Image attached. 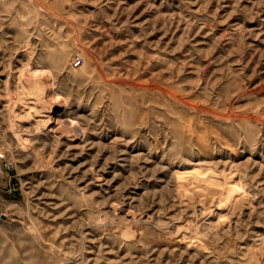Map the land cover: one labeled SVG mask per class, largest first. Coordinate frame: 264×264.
I'll use <instances>...</instances> for the list:
<instances>
[{
  "label": "rangeland",
  "instance_id": "obj_1",
  "mask_svg": "<svg viewBox=\"0 0 264 264\" xmlns=\"http://www.w3.org/2000/svg\"><path fill=\"white\" fill-rule=\"evenodd\" d=\"M0 213V264H264V0H0Z\"/></svg>",
  "mask_w": 264,
  "mask_h": 264
},
{
  "label": "bare ground",
  "instance_id": "obj_2",
  "mask_svg": "<svg viewBox=\"0 0 264 264\" xmlns=\"http://www.w3.org/2000/svg\"><path fill=\"white\" fill-rule=\"evenodd\" d=\"M43 71H47V70H35L34 72H33V74H34V76L35 77H46V73H43ZM47 73H49V72H47ZM37 81V80H36ZM44 83V82H43ZM47 85V84H46ZM41 87V86H40ZM40 91V90H39ZM40 94V93H39ZM39 94L38 93H36L35 95H31V99H33V100H31V101H27L26 102V104H31L29 107H28V109H29V115L31 114L32 115V113H34L35 115H37V116H40L41 115V105H43V103L45 104V102L43 101L42 102V99H40V97H39ZM46 118V117H45ZM44 118V119H45ZM51 120H52V117L51 116H48V118L46 119V120H38V122H45V124L46 125H48V124H50L51 123ZM191 171H193V170H191ZM189 172V171H188ZM188 174V173H187ZM190 176V175H189ZM208 184V183H207ZM211 184V183H210ZM208 186V185H207ZM190 192V191H189ZM206 192V191H205ZM247 195V194H246ZM184 226V225H183ZM187 227V226H186ZM180 228H182V227H180ZM188 229V228H187ZM185 230V229H184ZM176 233H177V231H176ZM172 234V233H171ZM188 236V235H187ZM171 237V236H170ZM186 239V238H185ZM187 241V240H186ZM188 242H189V239H188ZM188 242H186L187 244H188ZM185 244V243H184Z\"/></svg>",
  "mask_w": 264,
  "mask_h": 264
},
{
  "label": "crops",
  "instance_id": "obj_3",
  "mask_svg": "<svg viewBox=\"0 0 264 264\" xmlns=\"http://www.w3.org/2000/svg\"><path fill=\"white\" fill-rule=\"evenodd\" d=\"M0 216H2V217H6V213H0Z\"/></svg>",
  "mask_w": 264,
  "mask_h": 264
}]
</instances>
